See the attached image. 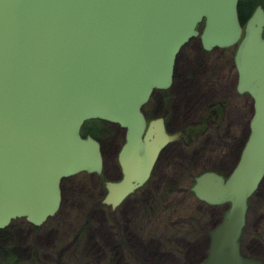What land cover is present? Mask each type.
Returning <instances> with one entry per match:
<instances>
[{
	"label": "water",
	"instance_id": "95a60500",
	"mask_svg": "<svg viewBox=\"0 0 264 264\" xmlns=\"http://www.w3.org/2000/svg\"><path fill=\"white\" fill-rule=\"evenodd\" d=\"M238 0H0V230L56 214L60 184L100 174V144L82 137L87 120L125 130L122 177L105 181L102 203L116 208L150 177L162 149L180 138L143 105L169 88L176 58L199 36L205 50L237 45V90L253 100L236 164L195 177V196L227 204L197 264H262L243 257L247 202L264 177V9L242 26ZM202 27V28H201Z\"/></svg>",
	"mask_w": 264,
	"mask_h": 264
},
{
	"label": "rangeland",
	"instance_id": "374dc122",
	"mask_svg": "<svg viewBox=\"0 0 264 264\" xmlns=\"http://www.w3.org/2000/svg\"><path fill=\"white\" fill-rule=\"evenodd\" d=\"M195 45L192 40L179 57L175 86L165 106L184 114L169 128L183 130L204 121L217 102L224 107L223 120L220 117L215 125L207 119L192 142L172 143L171 155H162L134 207L117 212L101 204L99 183L117 178L114 155L124 143L125 131L111 123H92L86 131L98 135L101 178L81 173L63 180L58 212L37 229L24 219L11 222L5 239H11L9 249L18 257L10 261L0 242V264H197L204 258L208 233L228 207L208 206L190 188L205 171L230 173L248 134L253 102L237 98L227 87V55L223 60L202 59ZM194 87L199 90L196 98L191 97ZM241 244L245 257L264 264V178L249 199Z\"/></svg>",
	"mask_w": 264,
	"mask_h": 264
},
{
	"label": "flooded vegetation",
	"instance_id": "af4514ba",
	"mask_svg": "<svg viewBox=\"0 0 264 264\" xmlns=\"http://www.w3.org/2000/svg\"><path fill=\"white\" fill-rule=\"evenodd\" d=\"M193 40L196 41L195 48H196L197 53H199V55L202 56V59H212L214 61H216V60H223V58H225V55H227V61L230 63L229 80L227 82V87L229 88V90L232 89L233 94L237 98H240V97L251 98L250 95H248L247 93L240 94L237 91V88H236V85H237V70H236L235 63H234V48L233 47H228V48H213V49L207 51V50H205L202 47L199 38H195ZM191 41H189L184 47H186L187 45H189ZM184 47L182 48V50L184 49ZM181 51H180V53L178 54V56L176 58V63H175V67H174V72H173V78H172V84H171V86L169 88H167V89L156 90L152 94V96L150 97V99L148 100V102L144 105V107H143V114H144V116H145V118H146L147 121L150 120V119H154V118H162L163 121H164L165 130H166V132L168 134L181 133V138L178 141H180V140L181 141H186L187 140L189 142H192L195 139L194 136L196 134H198V132H201L202 131L201 130V126L203 125L204 121H206L208 119L210 122H212L215 125H217L220 122L219 121V118L220 117L223 120V116H221V115H223V113H224V107L222 106V104H218V102H217V103L212 104L210 106V111L206 114L204 121H201L198 124H194V125H186L187 127L185 129H183V130H175V131H172L169 128L170 125H171V123H172V120H174V118L177 119L178 116L184 114L183 111H180V109H175L172 106L173 105V100L170 101V104H169V106H172V108L170 110L168 108H166V106H165V105H168V104H166V102H168L169 99H170V97L168 95L173 91L174 86H175V79H176L175 71H176V68H177V64L179 62V57L181 55ZM197 94H199V90H198V88L194 87L193 88V94L191 95V97H193V96H195ZM193 98H196V97H193ZM150 105H151L152 108L150 107ZM147 109H148V113H147ZM222 120H221V123H223ZM195 130H196V132L194 133ZM81 133L83 135H85V136H88V135L91 136V132L88 131V130L87 131L86 130H83V126L81 128ZM174 142H177V141H174ZM174 142H172V143H174ZM172 143H169L161 151V153H160V155H159V157H158V159L156 161V164L161 159L162 155H164V153L171 155L172 150L169 147H170V145ZM120 148L121 147H119L117 149V151L115 152V155H114L118 176H117V178L112 179V181H118L121 178V176H122L121 168H120V165H119L118 159H117L118 152H119ZM239 153H240V150L238 152V155H239ZM154 168H155V166H154ZM110 172H115V171H112L111 170ZM115 173H113V174H115ZM97 177L98 178H101V175H97ZM151 177H152V175H151ZM150 178L148 179V181L142 187H140L137 190H135L131 195H129L126 199H124L123 202L120 205H118L116 208L112 209L110 206H106V207H108L111 210V212H117V210H121V209L123 211H127V210L132 209L134 207V203L137 201L136 200V197L138 195L137 193L143 191V187H145V185H147V183H149ZM107 180H111V179H107ZM103 182H104V180L100 181L99 185H100V188L102 189L103 194L105 196L106 193H107V190L104 187ZM190 192L193 193L191 190H190ZM199 201H201V200H199ZM201 202L205 203L208 206H211V205L207 204L204 201H201ZM101 204H102V202H101ZM220 206H222V205H220ZM225 206H227V205H225ZM211 207H216V206H211ZM26 223H28V222H26ZM32 227L34 229H37L40 226L39 227H36V226H33L32 225ZM207 237L209 238V233H208V236ZM10 241H11V239L9 238V239H6L3 242V244L6 247H8V249L10 247L9 246ZM4 253H5L6 256H8V255L10 256L9 257L10 261L16 260L17 257H18V254L16 253V250L14 252V250H12V249L10 250L9 249V252H4Z\"/></svg>",
	"mask_w": 264,
	"mask_h": 264
},
{
	"label": "trees",
	"instance_id": "16d2710c",
	"mask_svg": "<svg viewBox=\"0 0 264 264\" xmlns=\"http://www.w3.org/2000/svg\"><path fill=\"white\" fill-rule=\"evenodd\" d=\"M262 5V7L264 8V0H238V16H239V20L241 25H243L245 23V21L249 18V16L251 15V13L253 12L254 8L257 5ZM95 124V122H89L85 124V127L91 126V124ZM101 126V124H100ZM102 129H105V127H103ZM106 130V129H105ZM91 136L93 138H95L97 141L98 139V135H96L95 133H91ZM0 232H3L0 235V242H4L8 236L7 232L2 230ZM2 250L4 252H9L8 247H6L5 245L2 246Z\"/></svg>",
	"mask_w": 264,
	"mask_h": 264
},
{
	"label": "bare ground",
	"instance_id": "6f19581e",
	"mask_svg": "<svg viewBox=\"0 0 264 264\" xmlns=\"http://www.w3.org/2000/svg\"><path fill=\"white\" fill-rule=\"evenodd\" d=\"M149 251V249H147ZM199 252V248H197L196 251H194V254H197Z\"/></svg>",
	"mask_w": 264,
	"mask_h": 264
}]
</instances>
